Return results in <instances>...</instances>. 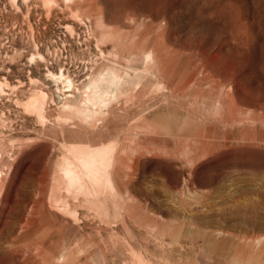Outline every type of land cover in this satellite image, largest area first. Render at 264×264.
Returning <instances> with one entry per match:
<instances>
[{"label": "rangeland", "instance_id": "374dc122", "mask_svg": "<svg viewBox=\"0 0 264 264\" xmlns=\"http://www.w3.org/2000/svg\"><path fill=\"white\" fill-rule=\"evenodd\" d=\"M0 264H264V0H0Z\"/></svg>", "mask_w": 264, "mask_h": 264}, {"label": "bare ground", "instance_id": "6f19581e", "mask_svg": "<svg viewBox=\"0 0 264 264\" xmlns=\"http://www.w3.org/2000/svg\"><path fill=\"white\" fill-rule=\"evenodd\" d=\"M101 147V146H100ZM107 147H105L104 146V148H98V149H96V147L94 148L95 150L94 151H91V153H94L96 156L97 155H100V157L101 156H104L106 153V150H107V154H109V151L108 150H110V149H106ZM92 150V149H91ZM94 154H93V156H94ZM107 154H106V156H107ZM95 157V156H94ZM97 157H99V156H97ZM105 158V157H104ZM96 172V171H95Z\"/></svg>", "mask_w": 264, "mask_h": 264}]
</instances>
